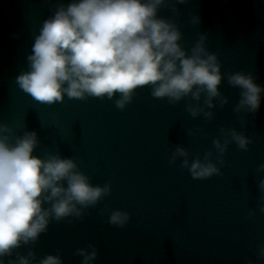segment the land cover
I'll use <instances>...</instances> for the list:
<instances>
[{
  "label": "water",
  "instance_id": "obj_1",
  "mask_svg": "<svg viewBox=\"0 0 264 264\" xmlns=\"http://www.w3.org/2000/svg\"><path fill=\"white\" fill-rule=\"evenodd\" d=\"M71 0H0V124L10 127L12 141L35 131V155L72 158L93 186H111V193L82 218L52 220L35 244L22 245L16 254L34 252L38 264L48 255H61L63 264H82L77 250H98L94 264H264V193L258 188L264 172V92L257 113L234 111L241 89L232 87L229 74L243 72L264 88V0H166L158 17L175 23L181 44L189 53L203 38L204 47L217 55L224 77L219 88L228 103L213 108L191 96L179 103L155 98L151 88L137 89L121 110L113 99L64 97L48 105L21 90L17 76L29 71L35 37L59 4ZM175 9V11H173ZM196 19L198 23H192ZM212 112L193 118L189 105ZM221 129H235L252 143L248 150L234 142L222 157L221 174L193 179L172 164L179 145L190 160L212 153ZM66 186V185H65ZM114 210L130 216L124 228L109 223ZM255 215L249 216V212Z\"/></svg>",
  "mask_w": 264,
  "mask_h": 264
},
{
  "label": "clouds",
  "instance_id": "obj_2",
  "mask_svg": "<svg viewBox=\"0 0 264 264\" xmlns=\"http://www.w3.org/2000/svg\"><path fill=\"white\" fill-rule=\"evenodd\" d=\"M178 4L186 0H176ZM166 0H71L59 4L46 19L35 37L32 54L27 59L29 71L17 76L18 87L36 101L48 105L63 102L64 97L83 100L87 97L113 99L119 94L116 106L123 110L137 89L148 86L155 98L167 99L175 105L191 96L213 108V99L220 106L228 103L219 88L224 79L217 55L204 47L203 38L190 53L181 44L182 34L175 23L159 18L158 12ZM175 11V9H173ZM194 19L192 23H198ZM228 83L241 89V99L234 111L246 109L257 113L261 93L253 77L243 72L229 74ZM187 111L195 119L204 112L198 105ZM13 130L0 124V264H36L34 252L27 256L16 254L22 245L35 244L47 232L52 220L60 222L70 217L82 218L84 210L95 207L111 186H93L72 158L35 155L40 142L35 131H25L12 141ZM224 137L214 141L218 159L212 153L190 160V153L177 145L171 163L182 159V167L193 179L206 180L220 175L217 165L228 145L248 150L252 141L235 129H221ZM264 172V164L259 165ZM66 185V186H65ZM258 188L264 193V179ZM264 213V201L259 207ZM255 212H249V216ZM130 220L127 212L114 210L109 223L124 228ZM77 250L82 264H94L98 250ZM259 259H264V245L259 247ZM38 264H63L61 255H48Z\"/></svg>",
  "mask_w": 264,
  "mask_h": 264
}]
</instances>
